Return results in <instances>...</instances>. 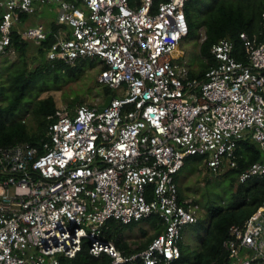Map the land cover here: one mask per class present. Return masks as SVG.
Listing matches in <instances>:
<instances>
[{
    "label": "built area",
    "instance_id": "built-area-1",
    "mask_svg": "<svg viewBox=\"0 0 264 264\" xmlns=\"http://www.w3.org/2000/svg\"><path fill=\"white\" fill-rule=\"evenodd\" d=\"M185 0H0V54L14 52L20 14L54 11L56 29L39 21L19 28L39 43L51 32L50 59L98 60L97 78L115 90L100 110L66 104L49 114L38 144L0 145V264H62L83 239L107 264H170L180 256L183 228L196 203L178 197L175 174L188 154L208 168L236 166L249 136L263 157L239 180L264 174V10L262 28L241 31L246 60L220 37L204 73L191 75L179 42L188 32ZM199 37H204V29ZM151 213L162 229L140 249L123 252L104 231ZM222 241L225 264H264V202Z\"/></svg>",
    "mask_w": 264,
    "mask_h": 264
},
{
    "label": "trees",
    "instance_id": "trees-1",
    "mask_svg": "<svg viewBox=\"0 0 264 264\" xmlns=\"http://www.w3.org/2000/svg\"><path fill=\"white\" fill-rule=\"evenodd\" d=\"M183 8L188 26V32L184 37L193 35L195 29L197 28L198 31L201 25H203L205 34L198 44L201 61L197 67H189L191 75H202L213 63L214 57L210 48L212 43L220 37H226L232 41V52L237 58L247 59L240 32L243 30L253 32L262 28L260 14L264 10V0H185ZM20 15V19H22L27 14L21 13ZM16 23L13 25L11 34V46L14 48L16 58L0 56V68L5 69L4 73L0 72V145L18 140H27L30 143L38 144L45 136L47 125L53 119V117H49V114L59 105L50 93L36 97V99L28 98L32 86L46 89L52 86L49 78L53 80L80 79L87 68L98 63V60L86 56L77 57L73 63L65 62L60 58H48L46 49L54 39L51 32L47 33L39 43H36L35 53L32 52L29 55L27 53L28 40L21 34ZM45 26L51 29H56L59 26L54 22V15L50 16L49 23ZM262 37L264 35L260 36V38ZM101 67L102 65H99V68ZM94 80L99 86L94 90V94L98 95L96 100L99 97L101 99L108 94L116 93L113 88L102 83L98 78H94ZM87 92L84 89L76 90L71 96L65 98L66 105L71 107L84 102ZM92 102L85 103L91 104ZM26 110L31 111L33 120L30 124L25 118ZM262 157L263 152L253 138L246 136L238 140L237 165L227 166V169L222 172L228 177L229 197L221 199V201H209L204 205V213H198L196 220L189 223L190 226H184L183 233L186 229L192 230L198 238L199 244L194 249L189 248L188 244L183 241L182 235V239L179 241L180 256L172 260L170 264H225L227 257L222 241L231 236L229 225L241 223L258 205L264 202V174L239 180V172ZM198 163H202L204 168H208L203 153L188 154L176 172L175 179L179 198H185L187 195L179 186V181L183 176L181 172L184 168L192 170L197 168ZM192 202L197 203V200L193 198ZM144 221L153 228V233L148 234L147 229L141 226ZM137 225L140 228V234L144 235L145 239L140 241L137 246L132 247L125 239L123 230L132 229ZM161 229L162 224L158 215L151 213L127 223L110 221L104 234L111 237L123 252H131L142 248ZM58 257L62 264H107L111 260V256L105 251H101L98 255L89 252L87 239H83L80 248L73 256L59 253Z\"/></svg>",
    "mask_w": 264,
    "mask_h": 264
},
{
    "label": "rangeland",
    "instance_id": "rangeland-1",
    "mask_svg": "<svg viewBox=\"0 0 264 264\" xmlns=\"http://www.w3.org/2000/svg\"><path fill=\"white\" fill-rule=\"evenodd\" d=\"M52 15H54V11L52 9H49L47 5L44 4L41 5V11L28 13L16 24L19 28L34 24L39 21L43 22L44 25H48L50 16ZM202 27L203 25L198 28V31L196 28L193 35L182 37L179 42V48L182 50L181 59H185L188 67L195 68L201 61L198 44L200 41L199 37L202 32ZM27 40V53L31 55L32 52L35 53L36 43H34V41H32L31 39ZM0 56H7L10 59L16 58L15 52H5L0 54ZM98 68L99 63H96L94 66L87 68L83 73V76L77 80H69L63 78H60L59 80H53L52 78H49V80L52 82V86H49L46 89H40V86H32L31 93L28 98L36 99V97L45 96L46 94L50 93L52 94L58 105L61 106L66 104L65 98H67V96H71L78 89H84L88 91L86 93L84 102H92L96 100V96H98L97 94H94V90L99 88L94 80V78H97ZM4 71L5 69L3 70L2 68H0L1 73H4ZM58 81L61 82L58 83ZM24 113L26 120L30 124L33 120L31 119V111L26 110ZM225 169H227L226 164H223V166L215 172L209 168H204L202 163H198L197 168H194L193 170L184 168L181 172L183 176L179 181V186H181L183 191L187 194L186 198L190 199L191 202L193 198L197 200V205L195 207L197 214H201V212L204 213V205L209 201H221V199L224 200L229 197L230 186L228 184V177L222 174ZM186 225L190 226L189 223ZM141 226L147 229L148 234L153 233V228H151L149 223H147L146 221L142 222ZM139 229L140 228L137 225L132 229L123 230L125 239L132 247L137 246L140 241L145 239V236L140 234ZM183 241L188 244L189 248L191 249L196 248V246L199 244L198 238L196 237L194 232L189 229H186L183 233Z\"/></svg>",
    "mask_w": 264,
    "mask_h": 264
},
{
    "label": "water",
    "instance_id": "water-1",
    "mask_svg": "<svg viewBox=\"0 0 264 264\" xmlns=\"http://www.w3.org/2000/svg\"><path fill=\"white\" fill-rule=\"evenodd\" d=\"M110 98L111 94L106 95L104 100L98 104V108L101 110L109 102Z\"/></svg>",
    "mask_w": 264,
    "mask_h": 264
}]
</instances>
